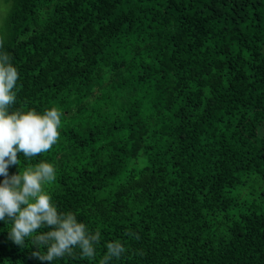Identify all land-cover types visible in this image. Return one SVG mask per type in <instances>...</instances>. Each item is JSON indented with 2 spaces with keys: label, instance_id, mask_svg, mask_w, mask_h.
<instances>
[{
  "label": "trees",
  "instance_id": "1",
  "mask_svg": "<svg viewBox=\"0 0 264 264\" xmlns=\"http://www.w3.org/2000/svg\"><path fill=\"white\" fill-rule=\"evenodd\" d=\"M5 2L10 111L62 113L21 167L52 162L58 210L101 233L95 259L52 264L116 240L111 264H264V0ZM10 227L0 264H44Z\"/></svg>",
  "mask_w": 264,
  "mask_h": 264
},
{
  "label": "clouds",
  "instance_id": "2",
  "mask_svg": "<svg viewBox=\"0 0 264 264\" xmlns=\"http://www.w3.org/2000/svg\"><path fill=\"white\" fill-rule=\"evenodd\" d=\"M2 48L3 40L0 39ZM18 80L19 71L10 55L0 51V176L3 177L0 181V221L11 223L9 239L13 243L23 247L25 241L30 240L36 247L32 255L44 264L72 256L75 249H79L81 258L93 260L101 233L90 231L75 213L58 210L47 190L56 180L55 165L41 160L21 167V155L32 160L48 153L58 143L62 113L57 107L43 112L35 109L10 111L17 99ZM12 166H17L18 171L10 175ZM106 249L100 264H111L126 252L119 240L107 242Z\"/></svg>",
  "mask_w": 264,
  "mask_h": 264
},
{
  "label": "rangeland",
  "instance_id": "3",
  "mask_svg": "<svg viewBox=\"0 0 264 264\" xmlns=\"http://www.w3.org/2000/svg\"><path fill=\"white\" fill-rule=\"evenodd\" d=\"M11 5L6 3L5 0H0V26L2 25L5 15L8 12Z\"/></svg>",
  "mask_w": 264,
  "mask_h": 264
}]
</instances>
